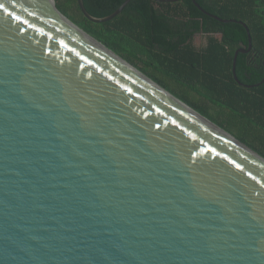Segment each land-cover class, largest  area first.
Masks as SVG:
<instances>
[{
    "label": "water",
    "instance_id": "obj_1",
    "mask_svg": "<svg viewBox=\"0 0 264 264\" xmlns=\"http://www.w3.org/2000/svg\"><path fill=\"white\" fill-rule=\"evenodd\" d=\"M0 6V264H264L261 155L55 0Z\"/></svg>",
    "mask_w": 264,
    "mask_h": 264
},
{
    "label": "trees",
    "instance_id": "obj_2",
    "mask_svg": "<svg viewBox=\"0 0 264 264\" xmlns=\"http://www.w3.org/2000/svg\"><path fill=\"white\" fill-rule=\"evenodd\" d=\"M125 0H83L97 18L112 14ZM191 0L158 3L131 0L106 23H93L76 0H55L57 9L85 33L155 83L230 133L264 158V0ZM72 13V14H71ZM239 54L233 76L232 61ZM212 107L217 110L211 114ZM219 110V111H218Z\"/></svg>",
    "mask_w": 264,
    "mask_h": 264
},
{
    "label": "rangeland",
    "instance_id": "obj_3",
    "mask_svg": "<svg viewBox=\"0 0 264 264\" xmlns=\"http://www.w3.org/2000/svg\"><path fill=\"white\" fill-rule=\"evenodd\" d=\"M71 14H72V13H71ZM211 108H212L211 114L215 116L216 113L213 112V111H215V110H217V109H216L215 107H212V106H211ZM218 111H219V110H218ZM230 134L233 135L234 137H237V136H238V135H237V134H238V131H237L236 129H231Z\"/></svg>",
    "mask_w": 264,
    "mask_h": 264
},
{
    "label": "snow or ice",
    "instance_id": "obj_4",
    "mask_svg": "<svg viewBox=\"0 0 264 264\" xmlns=\"http://www.w3.org/2000/svg\"><path fill=\"white\" fill-rule=\"evenodd\" d=\"M0 7H2V6H0Z\"/></svg>",
    "mask_w": 264,
    "mask_h": 264
}]
</instances>
